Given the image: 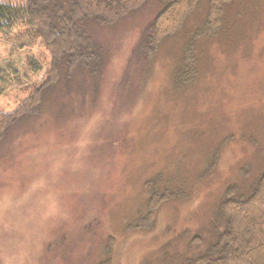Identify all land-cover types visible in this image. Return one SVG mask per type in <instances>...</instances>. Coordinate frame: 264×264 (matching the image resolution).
Here are the masks:
<instances>
[{
	"label": "rangeland",
	"instance_id": "rangeland-1",
	"mask_svg": "<svg viewBox=\"0 0 264 264\" xmlns=\"http://www.w3.org/2000/svg\"><path fill=\"white\" fill-rule=\"evenodd\" d=\"M165 6L147 0L113 25L94 26L101 68L61 78L40 112L5 135L0 264H188L224 229L222 203L256 186L264 172V0L229 2L209 37L201 0L146 57L141 41ZM195 40L197 76L179 83ZM10 49L0 46L1 64L13 59L29 72L30 51L42 65L29 86L0 97V110L12 113L51 55L40 42ZM157 176L174 193L150 205L146 184Z\"/></svg>",
	"mask_w": 264,
	"mask_h": 264
},
{
	"label": "trees",
	"instance_id": "trees-1",
	"mask_svg": "<svg viewBox=\"0 0 264 264\" xmlns=\"http://www.w3.org/2000/svg\"><path fill=\"white\" fill-rule=\"evenodd\" d=\"M201 0H163L166 6L151 21L138 53L150 57L168 36L180 32L187 16ZM232 0H208L207 37L224 21L225 6ZM147 0H0V46L11 43L10 52L40 42L50 53L46 75L32 86L31 93L11 112L0 110V143L14 124L40 112L48 90L61 78L101 68L103 51L95 40L94 26L113 25L139 9ZM203 37V36H202ZM29 72H20L15 61H0V97L15 88H24L42 71L41 63L25 52ZM179 83L188 84L197 76L196 40L184 49ZM160 176L147 182L150 205L168 199L174 191L162 189ZM160 182V183H159ZM160 186V188H159ZM173 192V193H172ZM149 201V200H148ZM149 203V202H148ZM219 215L224 229L216 242L188 264H264V172L256 186L238 199L222 203Z\"/></svg>",
	"mask_w": 264,
	"mask_h": 264
}]
</instances>
